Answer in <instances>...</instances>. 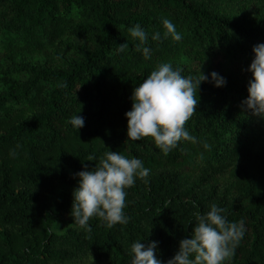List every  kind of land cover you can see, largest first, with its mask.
Masks as SVG:
<instances>
[{"label":"trees","instance_id":"1","mask_svg":"<svg viewBox=\"0 0 264 264\" xmlns=\"http://www.w3.org/2000/svg\"><path fill=\"white\" fill-rule=\"evenodd\" d=\"M162 18L180 42L163 39ZM136 24L150 60L128 32ZM259 43L264 0H0V264H130L136 240L158 241L167 264L213 203L228 222L245 221L225 264H264V118L242 106ZM162 62L227 81L201 83L184 125L196 142L167 154L151 137L128 140L125 116L135 87ZM77 114L79 131L69 123ZM107 151L141 159L148 182L125 189L126 225L93 217L86 232L70 215L76 173Z\"/></svg>","mask_w":264,"mask_h":264},{"label":"clouds","instance_id":"2","mask_svg":"<svg viewBox=\"0 0 264 264\" xmlns=\"http://www.w3.org/2000/svg\"><path fill=\"white\" fill-rule=\"evenodd\" d=\"M162 24L165 29L163 39L170 36L175 42L182 40V33L169 19L162 18ZM128 32L139 41L136 50L142 52L145 60H150L151 49L145 46L148 33L140 24L129 27ZM151 39L160 41L161 33L155 32ZM127 47V42L120 44L118 52H125ZM253 52L254 58L248 68L253 78L249 80V95L242 101V106L251 110L253 115L264 118V43L254 45ZM202 82L213 83L218 88L227 84L226 78L215 71L205 75L200 69L197 77L184 76L182 70L174 69L171 62L160 63L132 93V109L125 113L128 140L141 141L151 137L165 154L176 148L181 140L195 143L196 138L184 125L197 111L198 99L194 93ZM69 123L79 131L84 127L85 120L77 114L71 117ZM203 147L208 149L211 146L205 142ZM15 154L14 150H10V156ZM95 159L88 158L89 161ZM149 173L150 169L144 166L141 159H129L115 151L105 152L90 170L85 165L84 170L76 173L79 186L73 190L70 212L73 224L86 232L92 231L89 221L93 217L102 219L107 228L126 225L130 218L124 211L125 189L133 187L137 179L147 183ZM208 209L203 214L196 213L191 238L179 242L178 251L167 264H225L234 256L245 236V221L228 222L225 210L215 203L210 204ZM158 244V241L147 244L140 240L132 242L130 264H163L157 258Z\"/></svg>","mask_w":264,"mask_h":264},{"label":"rangeland","instance_id":"3","mask_svg":"<svg viewBox=\"0 0 264 264\" xmlns=\"http://www.w3.org/2000/svg\"><path fill=\"white\" fill-rule=\"evenodd\" d=\"M63 229V226H62V224H57V225H55V227H54V231H61Z\"/></svg>","mask_w":264,"mask_h":264}]
</instances>
